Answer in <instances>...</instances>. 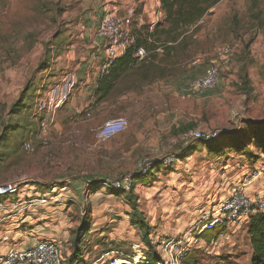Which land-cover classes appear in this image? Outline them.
Listing matches in <instances>:
<instances>
[{
  "label": "rangeland",
  "instance_id": "1",
  "mask_svg": "<svg viewBox=\"0 0 264 264\" xmlns=\"http://www.w3.org/2000/svg\"><path fill=\"white\" fill-rule=\"evenodd\" d=\"M261 10L264 19V0H226L201 35L188 39L187 48L164 61L160 70H152L170 77L167 82L142 87L139 74H130L93 110L88 107L77 116L63 108L54 116L41 114L47 122L42 130L35 103L52 82L47 80L60 74L57 57L77 44L75 27L82 9L78 0H0V137L4 126L19 127L0 145V185L17 186L15 194L0 196V204L34 191L47 200L54 196V204L37 206V211L53 205L64 213L70 207V239L82 219L90 217L76 264H90L103 252V264L153 259L166 241L211 215L263 162V149L246 133L247 123H264V29L256 17ZM225 47L231 52L222 60ZM211 64L219 65L218 86L190 92L187 82ZM242 68L249 79L246 87L239 78ZM129 92L139 95L138 103L120 98ZM20 99L21 111L11 118ZM136 104L147 111L140 112ZM86 110L89 118L84 117ZM119 117L128 120L127 130L98 143L91 130ZM195 130L217 133V143L205 147L187 141L186 135ZM225 130L238 137L221 138ZM139 161L147 165L146 176L136 168ZM123 177L138 179L132 192L114 195L101 186L89 191L91 185ZM249 189L264 198V177ZM100 232L104 238L98 237ZM224 232L229 240L194 250L183 264H250L246 228ZM212 234L203 235L206 243ZM69 241L60 247L63 264H69L74 251ZM100 241L105 245L95 249Z\"/></svg>",
  "mask_w": 264,
  "mask_h": 264
},
{
  "label": "built area",
  "instance_id": "2",
  "mask_svg": "<svg viewBox=\"0 0 264 264\" xmlns=\"http://www.w3.org/2000/svg\"><path fill=\"white\" fill-rule=\"evenodd\" d=\"M156 10H160V0H150ZM201 19L199 24H203ZM96 37L102 42L105 57L100 67L101 75L106 74L114 65L117 58L122 56L126 50L134 43V34L132 31V17H119L114 14H105L99 20L96 30ZM231 50L228 47L222 49V60H226ZM133 58L136 63H142L147 60L148 54L142 48H138ZM196 65V62H193ZM220 82V69L218 64H211L204 68L203 74L193 77L187 82V88L194 94L204 93L214 90ZM77 80L71 72L63 73L58 80L45 86L43 93L39 95L35 103V118H39L40 128H46V120L40 116H54L69 100ZM91 116L90 112L86 117ZM129 126V122L124 117L106 120L100 126L93 128V136L98 143L106 142L115 136L124 133ZM223 132V131H222ZM224 132H229L225 130ZM217 133H202L198 130L186 135V140L211 142L215 140ZM30 146L25 145L29 150ZM171 162V159H168ZM259 167H255L248 175L241 187L233 189L229 195L220 202L212 211L211 215L205 217L191 225L182 235L175 239L166 241L161 246L158 254L159 260L155 263L141 260L133 264H183V261L189 257L194 250L211 249L223 244L229 240L230 236L224 232L230 228H246L251 218L261 212H264V198L259 195H250L247 189L254 185L256 181L264 177V155ZM137 170L140 174H145L147 165L143 162H137ZM132 179L123 177L110 182L103 183V187L113 191L127 192L131 189ZM16 184L7 183L0 185V196L6 193L15 194ZM40 204H46L45 199L39 200ZM218 229L217 233L215 232ZM207 232H213L208 237L207 243L203 235ZM60 246L49 240H39L28 249L11 248L5 253L0 254V264H63L64 259L60 252ZM117 261V260H116ZM116 261L114 263H116Z\"/></svg>",
  "mask_w": 264,
  "mask_h": 264
},
{
  "label": "crops",
  "instance_id": "3",
  "mask_svg": "<svg viewBox=\"0 0 264 264\" xmlns=\"http://www.w3.org/2000/svg\"><path fill=\"white\" fill-rule=\"evenodd\" d=\"M225 1L221 0L218 4L210 8L208 14L200 18L195 25L185 27L183 35H192L196 27L199 30L193 35V38L201 35L205 30L203 26L209 24V20L216 16L218 7ZM78 2L82 13L78 15L75 27L77 30V44L76 46L71 44L66 48L62 56L57 57L55 62H59V64H55V67L56 72H60V74L57 77L47 80V82L52 80L53 83L66 72H71L75 75L77 80V85L74 89L75 92L62 107L64 112L73 116L81 114L88 107L90 110L97 108L108 97L98 100V95L95 94L97 83L102 76L100 67L105 57L102 42L96 37L95 30L103 15L114 14L119 17L131 16L133 32H145L147 35L154 33L155 37L159 35L162 29L167 28V24L164 22L165 13L161 9L156 10L149 0H78ZM201 19L204 20L203 24H199ZM158 52L160 54L161 50L158 49ZM203 71L204 68L196 73L200 76L203 74ZM167 79H170V77L155 79L151 82H142L141 86L154 87L162 85ZM120 98H129V100H133V103H138L139 95L129 92L121 94ZM139 105L136 104L137 110L145 113L147 108ZM87 112L90 111L86 110L84 112L85 118H87ZM162 117L163 115L158 118ZM169 127L165 128L166 133H169L171 129ZM247 192L250 195H254L259 191L249 189ZM44 196L46 195H41L34 191L32 195L26 197L17 195L12 202L0 204V254L5 253L13 247L28 249L39 240L53 241L60 247L63 244H69L71 235H69L68 230L71 229L72 224L68 219V214L71 212V208L63 209L64 213H60V208L52 205L43 208V210H46L45 212H38L37 206H48L56 202L54 196H51V199L49 198L48 200ZM27 198L30 199L27 200ZM40 199H45L47 203L40 204ZM55 214H57V219L54 220ZM49 228L55 230V233L52 231L47 232L46 230ZM98 237L104 238V234L100 232ZM96 242L99 241L97 240ZM100 242L95 245V249H100L102 245H105L102 243L104 241ZM104 255H106L104 252L98 254L97 258L93 259L90 264H98L101 260L103 264ZM84 259L86 260L87 257H84Z\"/></svg>",
  "mask_w": 264,
  "mask_h": 264
},
{
  "label": "trees",
  "instance_id": "4",
  "mask_svg": "<svg viewBox=\"0 0 264 264\" xmlns=\"http://www.w3.org/2000/svg\"><path fill=\"white\" fill-rule=\"evenodd\" d=\"M220 1L221 0H160V9L165 13L164 22L167 24V28L162 29L157 37L154 36V33L147 35L145 32H133V45H131L122 56L117 58L109 71L102 75L99 79L97 88L95 90V94L98 95V100H102L109 96L110 93L115 90L118 82L130 74H139L143 82H151L155 79L164 78V75L160 76L157 73H153L152 70H160L159 68H161L164 61L174 58L181 48H187L185 42L188 39L193 38V35L196 34L199 29L198 27L194 28L192 35L186 36L183 35L184 28L195 25L200 18L208 14L210 8L218 4ZM258 2L259 0H254V3L258 4ZM262 12V10L259 11L256 17L259 19L258 27L264 29V19L261 18ZM140 47H142L147 52L148 58L146 61L137 64L133 58V55ZM158 49L161 50L160 54ZM166 66L167 65H165V67ZM239 78L246 87V85L249 83V79L244 68L240 70ZM21 99L20 104L18 103L13 105V113L11 118L19 114L21 111V106L25 98L23 101ZM247 124L246 133H248L252 138L254 137L257 141V145L264 151V123ZM18 128L19 127H15L13 124L4 126L2 136L0 137V145L6 144L9 140L10 134L17 132ZM172 132H174V129H172ZM233 134L234 133L231 132L222 133L221 138L238 137L237 134ZM198 142H200L205 147L212 146L217 143L215 140L211 142L199 140ZM157 168V166H154L152 170L155 171ZM152 170L149 173H151ZM137 180L138 179L132 180L131 189L128 193L132 192L134 187L133 184ZM103 183L105 182L91 185L89 191H96L99 186L103 187ZM109 191L114 195L126 193L120 190ZM90 223V217L83 218L81 225L74 232L73 238L70 239L74 251L69 259V264H76L77 261L81 259V256H79V247L84 240V236L90 230ZM138 227L140 230L143 229L142 225H138ZM219 230L223 229H218L215 232L217 233ZM246 233L249 238V244L251 248L250 264H264V212L258 213L251 218L249 224L246 226ZM158 260L159 256L156 255L148 262L155 263Z\"/></svg>",
  "mask_w": 264,
  "mask_h": 264
}]
</instances>
